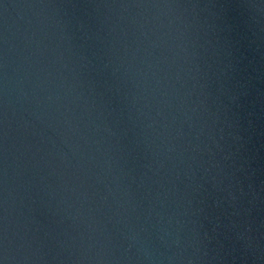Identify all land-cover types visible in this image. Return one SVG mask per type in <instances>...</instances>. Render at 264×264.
I'll list each match as a JSON object with an SVG mask.
<instances>
[{
	"label": "water",
	"instance_id": "water-1",
	"mask_svg": "<svg viewBox=\"0 0 264 264\" xmlns=\"http://www.w3.org/2000/svg\"><path fill=\"white\" fill-rule=\"evenodd\" d=\"M0 264H264V0H0Z\"/></svg>",
	"mask_w": 264,
	"mask_h": 264
}]
</instances>
